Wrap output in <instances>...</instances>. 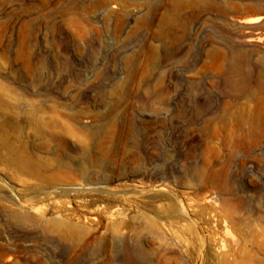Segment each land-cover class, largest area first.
<instances>
[{"label":"rangeland","instance_id":"374dc122","mask_svg":"<svg viewBox=\"0 0 264 264\" xmlns=\"http://www.w3.org/2000/svg\"><path fill=\"white\" fill-rule=\"evenodd\" d=\"M255 89L264 0H0V264H229L224 198L264 243Z\"/></svg>","mask_w":264,"mask_h":264},{"label":"bare ground","instance_id":"6f19581e","mask_svg":"<svg viewBox=\"0 0 264 264\" xmlns=\"http://www.w3.org/2000/svg\"><path fill=\"white\" fill-rule=\"evenodd\" d=\"M236 68L233 65L229 66V71L235 73ZM253 94L258 95L254 106L258 109L264 118V91L255 89ZM236 126V131L231 132L226 136V141L235 140L241 143L245 140V135L241 129V121L236 120L234 122ZM20 167L23 170H27L28 164L26 161L22 160L20 162ZM205 199V198H204ZM228 204L227 200L224 198L221 204H215L213 208V217L218 226L226 228L233 227L237 233V238L228 237L223 231H212L208 232L209 238L214 242L216 249L222 252L227 258H231L229 264H264V258L260 257L259 254L264 252V243L262 242L261 234H245V227L241 222L236 221L230 213V210L226 207ZM238 208V207H236ZM118 209L112 211V214H118ZM215 230V229H214ZM226 232H228L226 230Z\"/></svg>","mask_w":264,"mask_h":264}]
</instances>
